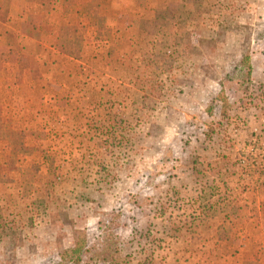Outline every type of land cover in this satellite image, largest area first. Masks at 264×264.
Returning a JSON list of instances; mask_svg holds the SVG:
<instances>
[{"label":"rangeland","instance_id":"374dc122","mask_svg":"<svg viewBox=\"0 0 264 264\" xmlns=\"http://www.w3.org/2000/svg\"><path fill=\"white\" fill-rule=\"evenodd\" d=\"M41 1L0 43V264H264V0H136L93 61L102 0Z\"/></svg>","mask_w":264,"mask_h":264},{"label":"crops","instance_id":"0c3cea01","mask_svg":"<svg viewBox=\"0 0 264 264\" xmlns=\"http://www.w3.org/2000/svg\"><path fill=\"white\" fill-rule=\"evenodd\" d=\"M149 1L150 0H148V2ZM150 7H153V5H150ZM133 8L140 11V7H138L136 0H112V2L111 0H108L107 2L102 0V17L106 18V26L112 28L111 36L108 39H98L95 37V33L94 36H92V33H89L91 34L90 38L92 39L93 44L90 46L91 61H93L92 59L94 57V50L99 52L102 50V48H104L103 50L109 52L110 50L108 48H110L111 44H114L115 40L121 41L126 39L124 38V36H126L124 33L127 31V27L122 28L123 26L120 25V20L116 18H122L125 14V10ZM0 11L5 12L9 16L5 22L2 21L0 17V43L10 40L12 35H14V39L18 37L17 39H20V41H33V38L29 37L28 34L23 32V27L25 26V28H27L31 23L36 22V17L40 15L43 18L45 14L43 2L41 0H0ZM47 16V22L50 26V31L46 33L48 35L42 34L40 40L43 46L49 48L52 51V54L56 56L55 59H58V57L61 55L55 49V41L58 40V37L56 36L57 34L52 30V27L60 25L65 21L70 20L74 16L72 15V17H68L64 14V5L62 2L54 3L51 7L50 13H47ZM85 52L86 54L89 53L87 47ZM95 56L98 57V54H95ZM78 63L81 64L84 63V61H78ZM78 63L76 62L72 64L78 66ZM64 68H61L59 73L58 71H52L51 74H60L65 77L70 76L72 74V70H70L67 65ZM0 89L6 90L10 88L0 83Z\"/></svg>","mask_w":264,"mask_h":264},{"label":"trees","instance_id":"16d2710c","mask_svg":"<svg viewBox=\"0 0 264 264\" xmlns=\"http://www.w3.org/2000/svg\"><path fill=\"white\" fill-rule=\"evenodd\" d=\"M91 3H88L87 5L82 4L81 6L76 5L77 10L79 12L87 10V11H97V9L100 7L99 3H93V0H91ZM95 4V5H94ZM83 13V12H82ZM81 13V14H82ZM89 15V14H88ZM249 72H251V69L249 70ZM220 100H224L225 101V97L221 94L218 95L217 97ZM228 207L231 208H235L234 202L233 201H225L222 202L219 206V209L221 211L226 210ZM85 241L84 240H77L76 244L74 246V248L69 249L68 253L70 252L71 254H73L75 256V258L70 257L71 259L69 261L72 262H79L81 260V251L84 249L85 251H87L85 249ZM63 259H65V255L62 257Z\"/></svg>","mask_w":264,"mask_h":264}]
</instances>
